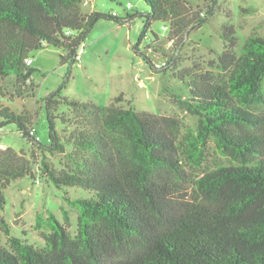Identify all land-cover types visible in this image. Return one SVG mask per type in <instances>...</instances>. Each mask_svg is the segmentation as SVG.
I'll use <instances>...</instances> for the list:
<instances>
[{"label": "trees", "instance_id": "1", "mask_svg": "<svg viewBox=\"0 0 264 264\" xmlns=\"http://www.w3.org/2000/svg\"><path fill=\"white\" fill-rule=\"evenodd\" d=\"M142 1L148 12L127 18H143L144 30L163 23L172 42L200 29L215 2L204 0L201 10L189 0ZM101 19L117 21L84 12L83 0H0V78L13 76L16 95L28 93L29 55L52 47L75 63ZM236 35L223 27L218 73L176 77L187 92L176 103L196 118L194 130L182 133L175 117L80 104L57 91L42 99L49 126L42 145L30 116L0 106V131L14 125L32 147L64 153L66 170L42 163V178L85 193L65 199L78 211L77 232L65 227L67 213L64 223L50 213L43 246L13 236L0 216V264H264V37L250 36L235 54ZM210 142L225 163L208 167ZM24 178H34L31 158L0 150V212L4 191Z\"/></svg>", "mask_w": 264, "mask_h": 264}, {"label": "rangeland", "instance_id": "2", "mask_svg": "<svg viewBox=\"0 0 264 264\" xmlns=\"http://www.w3.org/2000/svg\"><path fill=\"white\" fill-rule=\"evenodd\" d=\"M189 1L193 8L198 6L205 10L204 0ZM212 8V15L200 29L191 31L181 41L172 42L167 38L168 29H164L163 23L152 22L144 30L143 18H127L148 12L142 0H83L84 12L114 15L117 21L99 20L83 41L75 63L62 62V57L66 56L62 49L44 47L32 52L29 67L34 73L26 82L29 92L17 96L15 78H0V106L30 116L42 145L49 144V126L42 99L57 91L61 98L80 104L90 102L108 106L114 103L123 108L175 117L182 133L194 130L196 118L180 110L176 103V97L184 99L187 96L177 75L219 72V56L227 44L221 37L224 26H232L236 31L235 54H239L241 45L250 36L264 37V0H215ZM123 19H127L126 23L121 22ZM259 110L264 113V107ZM63 112L67 113L61 107L59 113ZM62 127L57 126L61 140ZM0 144L31 158L33 163L34 178L13 181L4 191L6 205L0 216L10 225L11 234L35 246H43L42 233L50 231V213L61 223L67 213L65 227L75 234L78 211L65 199L84 196V191L58 190L43 179L40 172L42 163L56 172L64 170L65 164L70 165L64 153L32 147L16 132L14 125H7L0 131ZM209 147L212 158L208 167L226 162L213 152L212 142ZM38 215L41 216L40 229L36 228ZM2 241H6L4 236Z\"/></svg>", "mask_w": 264, "mask_h": 264}, {"label": "built area", "instance_id": "3", "mask_svg": "<svg viewBox=\"0 0 264 264\" xmlns=\"http://www.w3.org/2000/svg\"><path fill=\"white\" fill-rule=\"evenodd\" d=\"M127 8H129V5H127ZM31 63H32V60H31V59H28V60L26 61V64H27L28 66H30ZM31 134H32L33 136L36 137V135H35V130H34V129H32ZM36 139L38 140L37 137H36ZM5 149H6V147H5L4 145L0 144V150H5Z\"/></svg>", "mask_w": 264, "mask_h": 264}]
</instances>
